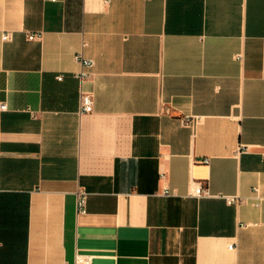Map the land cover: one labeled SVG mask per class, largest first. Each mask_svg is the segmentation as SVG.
Here are the masks:
<instances>
[{
    "label": "crops",
    "instance_id": "1",
    "mask_svg": "<svg viewBox=\"0 0 264 264\" xmlns=\"http://www.w3.org/2000/svg\"><path fill=\"white\" fill-rule=\"evenodd\" d=\"M2 103L0 264H264V0H0Z\"/></svg>",
    "mask_w": 264,
    "mask_h": 264
},
{
    "label": "built area",
    "instance_id": "2",
    "mask_svg": "<svg viewBox=\"0 0 264 264\" xmlns=\"http://www.w3.org/2000/svg\"><path fill=\"white\" fill-rule=\"evenodd\" d=\"M3 39H8L10 37L9 33L3 34ZM40 37V34L38 33H32L29 35V38H38ZM78 59L81 61L83 65V69L78 73V76L80 77L81 81H85L91 74V67L94 66L95 61L92 58H87L83 55L82 52H80L77 55ZM60 79H62L63 75L58 76ZM7 107L6 103L0 104L1 109H5ZM94 109V95L90 90H86L83 87H81L80 92V105H79V113H86L91 112ZM198 119L194 116L185 117L183 119L184 124L188 126L194 127L197 123ZM203 161L207 162L209 159L208 157H204L202 159ZM161 177H165L164 172H161ZM195 193L198 196H202L208 193L207 188H205L201 183L196 187ZM164 195H169V191L165 189L163 191ZM87 198H88V192L83 189L79 188L77 191V210L79 213H85L87 211ZM236 198L233 196L228 197L229 202L235 201ZM94 259V255L90 253H76L74 264H92Z\"/></svg>",
    "mask_w": 264,
    "mask_h": 264
}]
</instances>
